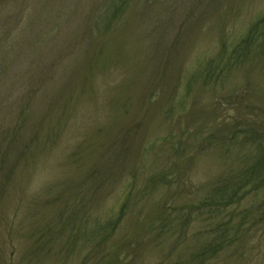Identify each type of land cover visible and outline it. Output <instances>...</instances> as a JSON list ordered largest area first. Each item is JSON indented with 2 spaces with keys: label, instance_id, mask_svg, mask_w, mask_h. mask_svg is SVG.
<instances>
[{
  "label": "rangeland",
  "instance_id": "1",
  "mask_svg": "<svg viewBox=\"0 0 264 264\" xmlns=\"http://www.w3.org/2000/svg\"><path fill=\"white\" fill-rule=\"evenodd\" d=\"M48 1L41 20L59 39L104 2ZM35 2L0 0V45L5 21ZM122 16L116 36L72 56L18 123L0 163V264H264L263 188L219 213L199 207L240 168L224 139L256 121L264 131V61L217 86L187 83L263 18L264 0H130ZM121 208L103 240L98 228ZM215 240L224 249L204 254Z\"/></svg>",
  "mask_w": 264,
  "mask_h": 264
},
{
  "label": "trees",
  "instance_id": "2",
  "mask_svg": "<svg viewBox=\"0 0 264 264\" xmlns=\"http://www.w3.org/2000/svg\"><path fill=\"white\" fill-rule=\"evenodd\" d=\"M129 1L104 0L101 6L96 3L98 7L93 4L91 6L93 8L86 11L87 15H79L77 24L62 32L64 35L61 39L53 32L56 27L46 31V24L41 20L43 14L51 7L52 1L36 0L31 10L21 7L18 13L20 15L15 20L11 23L5 21L2 25L0 45V137L2 136L0 163L2 165L8 162V152L10 154L14 150L12 148L16 143L12 138L16 137L15 132L23 127L18 123L25 124L23 119L28 117L34 109L40 91L60 71L69 68L68 60L78 51L86 47L87 52L89 48L94 47L93 42L96 36L110 31H113L111 33L116 36L117 28L125 18L122 15ZM26 16L29 18L26 19ZM65 17L66 14L61 19ZM143 35L144 31L141 32L140 39ZM53 38L56 42L50 43V39ZM36 54L37 57H35ZM156 58H164V56L157 55ZM252 59L264 61V16L251 25L247 33L233 45L230 51L224 48L215 59L209 60L203 68L195 70L188 79V89L199 80H202L205 86H217L223 83L234 70ZM26 63L27 66H25ZM8 80L11 82L8 83ZM181 101L183 106L186 105V98H181ZM10 121L16 123L11 127L10 133L12 134L14 130L13 135H10L8 131L3 134V130ZM256 124L258 121L252 122L250 130L233 131V134L227 138V142L224 139L225 154H233V156L235 154L234 164L240 165V168L228 178L213 184L199 207L209 206L212 207V213H219L220 208H228L241 202L246 197L247 188L257 192L264 189V131L258 130L255 127ZM4 144L6 145L3 146ZM124 211L123 208L119 216L112 217L100 225L98 232L102 234L103 240L116 231ZM228 231L223 223H218L214 230L215 233L224 234L225 237L229 235ZM217 240L204 248V254L224 249L226 242L223 246Z\"/></svg>",
  "mask_w": 264,
  "mask_h": 264
}]
</instances>
